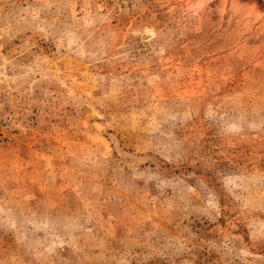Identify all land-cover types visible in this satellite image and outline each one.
<instances>
[{"label": "rangeland", "instance_id": "rangeland-1", "mask_svg": "<svg viewBox=\"0 0 264 264\" xmlns=\"http://www.w3.org/2000/svg\"><path fill=\"white\" fill-rule=\"evenodd\" d=\"M0 264H264V0H0Z\"/></svg>", "mask_w": 264, "mask_h": 264}, {"label": "bare ground", "instance_id": "bare-ground-1", "mask_svg": "<svg viewBox=\"0 0 264 264\" xmlns=\"http://www.w3.org/2000/svg\"><path fill=\"white\" fill-rule=\"evenodd\" d=\"M113 136H115V134L114 135H112L111 137L113 138ZM115 138V137H114ZM115 140V139H114ZM117 141V140H116ZM116 141H114V142H116Z\"/></svg>", "mask_w": 264, "mask_h": 264}]
</instances>
